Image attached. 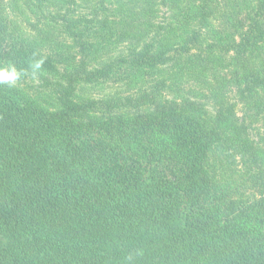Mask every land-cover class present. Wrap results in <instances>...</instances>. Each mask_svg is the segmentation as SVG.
Listing matches in <instances>:
<instances>
[{"label":"trees","instance_id":"obj_1","mask_svg":"<svg viewBox=\"0 0 264 264\" xmlns=\"http://www.w3.org/2000/svg\"><path fill=\"white\" fill-rule=\"evenodd\" d=\"M188 1L169 0L175 21L159 27L156 49L147 45L156 32L145 20L153 5L140 8L141 18L132 10L121 33L105 28L106 40L118 35L146 45L85 77H121L131 92L126 99L64 96L52 111L46 97L72 73L83 78L85 61L72 66L78 56L91 59L90 49L74 50L80 39L68 45L45 27L61 19L45 15L47 7L66 6L57 9L74 39V0H0V68L25 71L43 61L35 71L39 86H0V264H264V136L253 140L249 126L230 117L236 104L227 101L235 90L264 123V0L249 1L247 15L255 14L246 30L227 15L232 30L208 43L201 71L179 49L196 48L197 30L210 26L208 3L217 0ZM97 2L96 14L108 10L107 0ZM246 7L239 5L240 14ZM174 45L176 59H168ZM158 72L175 82L162 79L145 94L142 82ZM181 83L191 99L179 110L163 96ZM126 107L142 112L121 111Z\"/></svg>","mask_w":264,"mask_h":264},{"label":"rangeland","instance_id":"obj_2","mask_svg":"<svg viewBox=\"0 0 264 264\" xmlns=\"http://www.w3.org/2000/svg\"><path fill=\"white\" fill-rule=\"evenodd\" d=\"M10 1V0H6ZM250 0H217V3L215 1H211L208 3V9L211 15H209V23L210 26L206 27L205 24H202V29L197 30L198 33L201 32L200 38L197 37L194 38L193 44H196L195 49H179L177 45H174L172 47V52L167 56L174 57L176 59V54L173 53V51H179L182 52L183 59H187L188 57L192 58L194 61L193 65H197L196 69L197 71H201V67L199 64H202L201 60L208 55L209 49H205L208 45V43H212L215 40V37L218 33H228V28L231 29L230 21L227 20V15H230L234 13V18L237 21H241L243 24V27H245L248 22L250 21V17H252L255 13L251 12L247 15L250 6L249 4ZM189 2L188 0H181L182 6H184L185 3ZM98 4L97 0H74V7L73 5H69V7H73L74 12L77 9V15H73L74 19V39L70 36L69 38L66 36L65 29L63 28L65 21L62 20L63 14L57 9L60 8L63 11L66 9V6L62 8L59 4H53L52 6L49 5L47 8L50 9L49 12L45 15H60L61 19H59L57 22L52 23L50 20H45V27L47 32L54 33L53 35L58 38L60 42L66 41L68 45H73L74 42L77 39H80L76 43L81 45H75L74 50L78 53L82 51V49H90L91 53V59H84L81 58L82 55L78 56V61L73 63L72 66H78L81 65L80 63L82 61H85V67L83 72L85 73L83 78H77V76H74L72 73L70 75L69 80H64L62 83V87H60L58 90L53 89L52 92L49 95V92L47 91V94L49 96L46 97V100L48 102L53 103V106H51V110L55 111L60 107V98L64 96H69L71 99L75 102L82 103L84 100H95V101H111L115 99L116 97H128L131 92H127L125 84L123 81H121V77H116V79L110 80L109 82H98V83H91L86 80V75L89 71H96L99 68H102L106 66L108 63H111L113 61H116L119 57L128 56L132 54L133 52L140 51L141 49H145L146 45L143 44H126L119 41V37L114 36L110 38V40H106L105 36L108 34L106 33L105 28H109L111 31L115 30L117 32L121 33V30L123 31L125 28V25H122L123 21H129L134 19L132 16V10L138 17H142V13L140 12V8H143L144 6H152L153 12H149L146 17V23L148 22L152 29L156 32L152 35V38L147 45L151 48L154 47L156 49V45L159 43V36L157 31L159 30V27H164V29H169L168 25H172L175 21V15L173 13V10H176V7L169 2V0H121V1H115V0H107V7L108 10L106 12H102L101 14H96V5ZM22 5V3H20ZM218 5V7H217ZM239 5H246V13L240 14V8ZM78 8H77V7ZM122 7L124 10H122ZM26 9V8H24ZM100 9V7H99ZM149 9V7H148ZM151 9V8H150ZM218 9V10H217ZM253 11V10H252ZM65 12V11H64ZM223 15V17L221 16ZM13 14H10L12 16ZM42 15V14H41ZM248 16V18L246 17ZM84 17L82 20H79L80 18ZM33 23H36V17H33L32 19ZM76 23V25H75ZM193 23V22H192ZM22 24V22H21ZM37 24V23H36ZM24 30L26 32H30V27L27 26L25 23L23 24ZM43 26V25H42ZM41 26V27H42ZM250 27V24H248ZM160 30V31H164ZM247 29V26L245 30ZM234 30V29H233ZM84 36V37H83ZM239 36V34H238ZM109 37V36H108ZM157 37V38H156ZM167 39V38H166ZM165 41V45H169V40ZM62 40V41H61ZM95 45H97V48H95ZM99 47V48H98ZM187 47V46H184ZM200 47H203L204 49H200ZM146 48V49H151ZM50 49V48H49ZM97 49V50H96ZM74 50L72 53H74ZM263 49H259V52L262 53ZM232 56H235V51L232 49L231 54L229 58H232ZM84 57V56H82ZM229 58H226L227 60ZM249 59V58H248ZM232 61V60H230ZM59 73L61 74V81H62V74L64 73V76L67 74L66 69L67 65L57 64ZM172 62L168 63L165 67L171 66ZM17 71L22 73L21 79L18 81L17 85L23 86L27 83V85L35 86L40 85L42 82L40 79L36 76V72H33V69H28L25 71H20L21 65L13 64ZM230 68L224 67L222 75H226L227 70ZM10 70V68L8 69ZM24 70V69H23ZM172 74L169 75L168 73L164 76H160L159 72L154 75H149L143 82H142V88L141 90L145 91V94L150 93L151 86L155 84L157 81H161L164 79L167 84H170L172 82H175V80L172 78ZM197 77V75L195 76ZM206 77V75H205ZM214 75H207L206 78L210 79L212 82L214 81ZM223 78V77H222ZM53 81H55L53 78H50ZM77 79L75 82L74 80ZM180 82V81H179ZM182 82V81H181ZM184 83V82H183ZM178 87V89H174L173 92H168L170 90L164 91V99L170 101L174 106L180 108H184L187 104V100L191 99L190 92L191 89L188 87V84H183ZM186 83V82H185ZM191 83L194 85L197 83V80L191 81ZM191 84V85H192ZM193 87V86H192ZM182 89V90H179ZM43 91H45L43 89ZM69 91V92H68ZM232 94L229 93L227 98V101L236 104V108L234 111H231L230 117L232 119H236L239 124H242V122H245L249 126V134H251V137L253 140L256 141V135L264 136V128L263 122L261 121V117H254V113L252 110H247L244 108L243 104L238 101L239 98L236 96V91L231 90ZM30 93H34L32 90ZM33 95V94H32ZM139 91L134 92L131 96L134 98L133 104L137 103V99L139 98ZM126 99V98H125ZM169 102L168 107H172V105ZM208 103V100L203 101L202 104L206 105ZM122 109V108H121ZM175 109V108H174ZM206 110L212 112L213 114L216 113V110L218 109L216 106H209L207 105ZM121 111H127L132 113H140L142 112L141 109H134L126 107ZM254 117V119L252 118Z\"/></svg>","mask_w":264,"mask_h":264},{"label":"clouds","instance_id":"obj_3","mask_svg":"<svg viewBox=\"0 0 264 264\" xmlns=\"http://www.w3.org/2000/svg\"><path fill=\"white\" fill-rule=\"evenodd\" d=\"M43 61H37L33 66V72L39 70ZM22 73L17 71L14 66H10V70L0 68V86L14 88L21 79Z\"/></svg>","mask_w":264,"mask_h":264}]
</instances>
